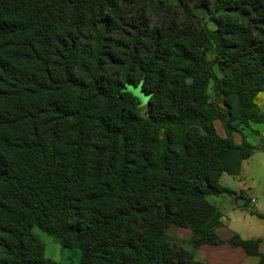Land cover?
Listing matches in <instances>:
<instances>
[{
  "label": "trees",
  "instance_id": "trees-1",
  "mask_svg": "<svg viewBox=\"0 0 264 264\" xmlns=\"http://www.w3.org/2000/svg\"><path fill=\"white\" fill-rule=\"evenodd\" d=\"M128 3L0 0V264H60L34 227L79 264H215L170 226L264 264L209 200L258 148L233 134L264 123V0Z\"/></svg>",
  "mask_w": 264,
  "mask_h": 264
},
{
  "label": "crops",
  "instance_id": "crops-1",
  "mask_svg": "<svg viewBox=\"0 0 264 264\" xmlns=\"http://www.w3.org/2000/svg\"><path fill=\"white\" fill-rule=\"evenodd\" d=\"M261 124V123H260ZM262 136L261 143L256 145L250 157L244 159L238 174L223 173L220 178L222 186L232 193L211 195L209 200L216 208L217 218L214 222L218 235L228 239L237 234L242 239H260V251L264 253V127L257 130ZM240 133L233 134L236 143L242 142ZM226 136V135H224ZM246 141L248 137L244 136ZM257 218L261 228L254 229L253 218ZM260 224V225H261ZM255 230H258L255 231ZM200 261L215 264H258V257H249L242 247L227 244L204 243L195 251ZM203 253V255H201ZM196 256V257H197ZM255 260H248V259Z\"/></svg>",
  "mask_w": 264,
  "mask_h": 264
},
{
  "label": "rangeland",
  "instance_id": "rangeland-1",
  "mask_svg": "<svg viewBox=\"0 0 264 264\" xmlns=\"http://www.w3.org/2000/svg\"><path fill=\"white\" fill-rule=\"evenodd\" d=\"M145 4L146 6V14L148 18L150 19L152 24H155L159 22L162 19V14L166 12V10H163L162 8H159V11H155L152 8H150L147 5V0H129L128 5L129 6H137V5H142ZM212 59V55L210 57ZM256 101L258 102V105L261 110L264 111V93H259L256 97ZM145 104L141 105L144 107ZM214 125L216 127L217 132L219 133L220 136L226 135L225 128L223 126V123L219 120L216 119L214 121ZM264 127V123H252V127H248L244 130V136L248 137L249 140H247L250 144L256 146L261 143L262 136L260 135L259 132H255L257 130H262ZM243 137V136H242ZM246 140V138H245ZM211 196H209L210 198ZM254 222L252 225L254 226V229H259L263 224L260 223V221L257 218H253ZM261 224V225H260ZM33 232L38 238L42 241V243L45 246V254L48 257H51L55 259L57 262L60 264H79L80 263V251L79 249H74V248H65L63 247L59 242L55 240V238L44 231H42L38 227H34ZM258 232V230H255ZM168 237L170 239V244L173 247H180L185 253H189L190 255H194L196 260L200 261L201 259H198V256L196 255L195 251L196 246L193 245L191 242V237H192V231L190 229H185V228H177L175 226H170L168 229ZM203 255V253H201ZM197 256V257H196ZM248 260H255L253 259H248Z\"/></svg>",
  "mask_w": 264,
  "mask_h": 264
},
{
  "label": "water",
  "instance_id": "water-1",
  "mask_svg": "<svg viewBox=\"0 0 264 264\" xmlns=\"http://www.w3.org/2000/svg\"><path fill=\"white\" fill-rule=\"evenodd\" d=\"M144 95L142 94V96H141V94H139V101H141V102H144L143 100H144Z\"/></svg>",
  "mask_w": 264,
  "mask_h": 264
}]
</instances>
